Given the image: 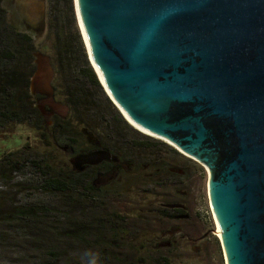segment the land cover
Wrapping results in <instances>:
<instances>
[{
  "label": "water",
  "instance_id": "95a60500",
  "mask_svg": "<svg viewBox=\"0 0 264 264\" xmlns=\"http://www.w3.org/2000/svg\"><path fill=\"white\" fill-rule=\"evenodd\" d=\"M74 5L96 76L126 121L206 169L224 264H264V0ZM52 77L35 69L30 89L65 116Z\"/></svg>",
  "mask_w": 264,
  "mask_h": 264
},
{
  "label": "rangeland",
  "instance_id": "374dc122",
  "mask_svg": "<svg viewBox=\"0 0 264 264\" xmlns=\"http://www.w3.org/2000/svg\"><path fill=\"white\" fill-rule=\"evenodd\" d=\"M1 6L7 12V19L31 36L36 50L33 54L36 70L42 74L45 66L52 70L50 86L54 102L68 108L72 90L80 88L86 90L93 100V105L81 106L78 112L58 118L59 124L77 136L81 129L96 132L105 144L131 153L130 157L147 167L140 193L137 194L134 186L133 193L121 192L126 194L125 198L115 196L103 201L104 210H83L77 214V205L70 203L68 208L62 207L57 195L39 188L35 182L42 178L40 171L47 170L51 175L53 170H69V156L61 147L66 141L51 134L49 122L46 121L43 131L19 125L12 132L0 134V156L17 151L18 155L25 153L32 159L41 160L40 170L26 165L14 180L7 184L0 181V264H41L40 250L35 244L57 247L62 262L55 264H87L89 257L84 255L86 250L81 245L70 244L56 234L67 227L68 220L106 216L110 210L126 216L134 225L131 228L137 235L134 252H138L139 257L152 251L154 255L165 257L168 264H224L207 197V171L166 143L129 126L106 97L93 72L96 84H89L80 76V70L86 65L92 69L78 28L73 0H2ZM61 64L64 70L61 68V73L54 74L56 66ZM35 90L34 85L30 92L46 97ZM115 113L125 126L112 125L110 116ZM132 142L140 147H134L130 144ZM162 169L179 172L183 177H171V186L165 183L158 187L160 176L155 178L154 175L160 170L164 173ZM174 202L184 207L182 219L169 220L162 216L165 204ZM29 208L38 218L33 222L7 219L9 215H15L14 211ZM37 221L41 224L35 223ZM134 240L130 238V241Z\"/></svg>",
  "mask_w": 264,
  "mask_h": 264
},
{
  "label": "trees",
  "instance_id": "16d2710c",
  "mask_svg": "<svg viewBox=\"0 0 264 264\" xmlns=\"http://www.w3.org/2000/svg\"><path fill=\"white\" fill-rule=\"evenodd\" d=\"M1 3L2 0H0V134L12 132V129L19 125H27L37 131H43L46 118L36 106V100L40 96L30 92L31 77L36 69L33 55L36 50L33 40L29 34L20 31L16 25L7 19V12L2 8ZM61 66H56V73L54 74L61 73V68L63 69V66ZM63 70L62 74L64 73ZM92 72L86 65L85 68L80 70V76L89 84H96L97 82ZM91 101L93 100H91L86 90L82 88L72 90L69 97L70 104L67 115L78 112L81 106L93 105ZM110 121L112 125L125 126L124 121L116 113L110 116ZM50 131L56 138L58 137L66 141L64 143H75L76 147L84 145L82 135L77 133V136L72 133L60 125L58 119L56 120V128H51ZM81 131L86 130L81 129ZM128 131L134 134L129 128ZM41 136L44 137L43 133H41ZM130 144L136 148L139 146L138 143L134 142ZM18 154L19 152L14 151L0 156V181H3L5 184L10 182L11 179L14 180L19 171L26 167V165L35 170H40V159H32L25 153L22 155ZM68 171L62 170L60 172L53 170L50 172L51 175L47 170L40 171L42 178L35 180L36 185L57 195L61 199L59 204L62 207L68 208L70 203L77 205V214H80L83 210H92L93 212L101 209L104 210L103 201L106 200L107 196L105 194L94 193V188L87 179L67 173ZM162 171L164 173L160 170L158 187L164 186L165 183L171 186V177H183L182 174L179 172L175 173L171 169H162ZM164 174L167 177H164ZM120 188L113 189V197H115L114 195L121 194L119 192ZM174 204L177 205L179 203ZM73 207V210H76L75 206ZM110 211L106 216L79 217V220H68L67 227L56 235H61L70 244L78 243L84 250L90 253H98V264H168L165 257L154 255L152 251L147 254L142 253L143 256L139 257L137 255L138 252H134L136 251L134 248L137 242V235L134 230H131L134 225L132 226L128 222L126 216L112 210ZM177 211L183 213V208H177ZM14 213L15 215H9L7 219H18L21 223H31L35 219H38L31 208L20 211L16 210ZM161 213L164 216L162 211ZM40 218L42 219V217ZM35 223H38V221ZM40 224L38 223V225ZM130 238L135 240L130 241ZM35 247L40 250L41 264L62 262L60 260L61 253L57 250V247H40L36 244Z\"/></svg>",
  "mask_w": 264,
  "mask_h": 264
},
{
  "label": "flooded vegetation",
  "instance_id": "af4514ba",
  "mask_svg": "<svg viewBox=\"0 0 264 264\" xmlns=\"http://www.w3.org/2000/svg\"><path fill=\"white\" fill-rule=\"evenodd\" d=\"M46 99L47 97L38 98L36 106L42 111L46 121L49 122L50 128L55 129L56 120L66 118L67 114L65 116L59 114L58 111L46 104ZM44 110H48V114ZM78 134H81L83 138L84 145L82 147H76L75 143H62L61 145L69 156V171L67 173L87 179L94 188V193L105 194L107 196L106 200L113 198L111 190L117 187H121L119 192L133 193V188L136 186L137 194L140 193L139 187L144 184V170L147 167L143 162L129 157V152L125 153L124 150L121 151L118 148L107 146L104 140L97 136L96 132L80 130ZM56 143L59 144L57 141ZM103 153L109 155L107 159L101 161L93 159V157H98ZM88 157H91V159L88 160ZM59 171L62 172V170ZM154 176L157 178L160 173H156ZM124 193L114 196L125 198L126 194L124 195ZM174 203L165 204L162 209L163 217H168L169 220L182 219L183 213L171 206L175 205Z\"/></svg>",
  "mask_w": 264,
  "mask_h": 264
},
{
  "label": "bare ground",
  "instance_id": "6f19581e",
  "mask_svg": "<svg viewBox=\"0 0 264 264\" xmlns=\"http://www.w3.org/2000/svg\"><path fill=\"white\" fill-rule=\"evenodd\" d=\"M73 3H74V0H73ZM74 11H75V17H76V19H77V15H76V10H75V5H74ZM77 23H78V20H77ZM78 28H79V24H78ZM79 30H80V28H79ZM80 34H81V32H80ZM81 38H82V35H81ZM82 42H83V38H82ZM83 44H84V42H83ZM84 46H85V44H84ZM86 48V47H85ZM87 54H88V52H87ZM88 59H89V64H90V68L92 69V71H93V74L95 75V77H96V79H97V81H98V83L100 84V86L103 88V90H104V93H105V95H106V97L113 103V105L115 106V108L117 109V111L119 112V114L121 115V117L123 118V120L129 125V126H131L127 121H126V119L124 118V116L122 115V113L119 111V109L116 107V105L114 104V102L112 101V99L110 98V96L108 95V93L106 92V90L104 89V87L102 86V84H101V82L99 81V79H98V77L96 76V73H95V70H94V68H93V65H92V63H91V60H90V58H89V55H88ZM132 127V126H131ZM133 128V127H132ZM134 130H136L135 128H133ZM137 132H139V133H141L140 131H138V130H136ZM141 134H143V133H141ZM143 135H145V136H148V135H146V134H143ZM148 137H151V136H148ZM151 138H154V137H151ZM155 139H157V138H155ZM158 140H160V139H158ZM160 141H162V140H160ZM162 142H164V141H162ZM164 143H166V142H164ZM167 145H169L168 143H166ZM170 147H172L171 145H169ZM172 148H174V147H172ZM176 149V148H175ZM177 150V149H176ZM178 151V150H177ZM178 152H180V151H178ZM180 154H182L181 152H180ZM184 155V154H183ZM185 157H186V155H184ZM188 157V156H187ZM190 158V157H189ZM192 159V158H191ZM194 160V159H193ZM197 162V161H196ZM198 164H200V163H198ZM204 168V167H203ZM205 169V168H204ZM206 170V169H205ZM215 233H216V235H217V237H218V234H217V231H215ZM219 238V237H218Z\"/></svg>",
  "mask_w": 264,
  "mask_h": 264
},
{
  "label": "clouds",
  "instance_id": "9594fccd",
  "mask_svg": "<svg viewBox=\"0 0 264 264\" xmlns=\"http://www.w3.org/2000/svg\"><path fill=\"white\" fill-rule=\"evenodd\" d=\"M85 256H88L87 264H98L99 254L98 253H90L88 251L85 252Z\"/></svg>",
  "mask_w": 264,
  "mask_h": 264
}]
</instances>
